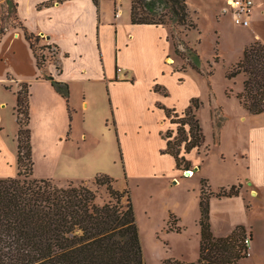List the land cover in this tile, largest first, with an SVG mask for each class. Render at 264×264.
Here are the masks:
<instances>
[{"label": "crops", "instance_id": "0c3cea01", "mask_svg": "<svg viewBox=\"0 0 264 264\" xmlns=\"http://www.w3.org/2000/svg\"><path fill=\"white\" fill-rule=\"evenodd\" d=\"M5 1L0 0V16ZM13 1L17 20L39 34L41 41L55 46L57 52L54 61L47 60L43 67H39L37 53L26 38L24 29L12 23L5 25V33L0 41V178L17 176L19 173V123L15 107L22 83H30L33 175L51 178L59 181V184L69 181L93 182L97 175L107 172L104 164H100L104 162L102 153L90 143L87 133L88 130L97 131L96 125L110 127L109 130H115L118 137L123 133L127 109L149 110L155 107L161 109L166 118L159 104L183 111L193 97H199L182 92L188 87L184 76L194 68L188 66L183 70L178 69L179 59L183 58L175 51L171 38L173 28L169 25L133 23L132 0ZM51 1L54 2L49 3ZM226 1L213 2L218 3L221 12ZM255 3L251 24L244 28L242 52L256 40L264 43V0H255ZM225 21L226 18L223 19ZM1 24L2 19L0 27ZM179 27L183 28L179 32L191 46L201 43L198 38L192 41L190 32L193 29ZM48 75L68 83L69 104L51 80L47 79ZM157 84L161 90L155 89ZM172 89L180 90L184 97L170 102ZM82 122L85 130L80 132ZM162 131L160 134L164 145L158 155L152 160L146 159L144 155L140 158L139 165L142 168L137 173H141V176L174 172L175 169L167 165L168 160H173L176 168L180 169L173 155L162 152L167 143ZM126 135L123 133V137ZM248 148L241 155L248 169L246 176L238 183L221 186L229 188L242 183L240 194L223 197L213 195L210 201L211 224L216 236H227L238 226H244L246 234L252 237L250 254L241 259V264H249L248 259L256 254L258 245L254 225L240 221L228 227L226 223L217 222L213 204L216 199L252 202L257 197L264 203V127L251 131ZM122 152L126 158L123 149ZM157 157L159 159L155 162ZM127 170L132 174L128 163ZM180 170L184 174V170ZM174 179L178 178L174 176ZM165 210L162 233L169 238L184 232L186 224L180 214L185 213L180 211L179 214L175 203L166 204ZM194 213L191 220L193 228L185 235L193 239L195 249L196 245L201 249V210ZM171 217L175 219L173 227L168 223ZM182 257L184 259L186 255ZM196 257L188 260H195Z\"/></svg>", "mask_w": 264, "mask_h": 264}, {"label": "trees", "instance_id": "16d2710c", "mask_svg": "<svg viewBox=\"0 0 264 264\" xmlns=\"http://www.w3.org/2000/svg\"><path fill=\"white\" fill-rule=\"evenodd\" d=\"M5 3L14 5L13 0H6ZM132 22L171 26L175 51L188 61L187 65L178 69L191 66L207 77L213 73L212 64L209 65L211 70L206 72L200 53L183 37H178L175 30L177 26H184L186 30L199 28L191 14L188 0H132ZM18 25L24 29L26 38L35 49L39 67H43L48 59L39 53V46L41 49L45 47L40 45L42 37L20 21ZM4 33L5 26L2 25L0 41ZM180 45H185L189 53L182 51ZM238 75L244 76L243 90L237 94L243 108L252 114L263 113V42L256 40L247 45L242 58L227 72L229 78ZM47 79L51 80L69 104L68 83L56 80L52 75H48ZM155 89L162 88L157 84ZM164 92L167 94L165 88ZM17 94L15 110L19 123V173L17 176L0 178V264H146L141 231L129 188H117L113 177L106 173L99 174L95 181L105 185L108 193L107 198H102L98 191L84 182L59 184L51 178L33 175L30 83H22ZM201 104L198 97H193L182 113L175 107L159 104L165 111L166 119L177 125L176 128L162 131L167 141L162 152L173 155L177 166L183 170L192 166L187 155L194 149H200L206 141L197 114ZM222 126V123H215L217 141ZM242 187L243 184L239 183L215 192L208 179L203 177L199 220L200 257L192 262L166 258L164 264H241V259L249 256L244 242L247 236L244 226H238L227 236H216L211 224L210 201L213 195H239Z\"/></svg>", "mask_w": 264, "mask_h": 264}, {"label": "rangeland", "instance_id": "374dc122", "mask_svg": "<svg viewBox=\"0 0 264 264\" xmlns=\"http://www.w3.org/2000/svg\"><path fill=\"white\" fill-rule=\"evenodd\" d=\"M213 1L188 0L191 14L199 25L198 30L189 31L190 37L192 41L198 38L201 42L199 45L192 46L201 54L205 71L211 70L210 64L214 69L209 77L194 69H190L189 74L184 76L188 87L182 92L185 95L195 94L202 102L197 114L206 136L204 145L187 155L188 159H192L191 168L185 169L183 174L180 169L176 168L173 160H168L167 165L172 166V169H175L174 172L144 176L137 173L142 168L139 165L141 156L144 155L146 159L152 160L164 145L160 131L177 127L169 119L164 118L161 109L155 107L149 110L147 108L127 109L122 126L123 133H127L124 137L120 132L117 137L115 130L110 131V127L106 128V126L101 128L96 125L97 131H87L90 143L96 145L98 152L102 153L104 162L100 164H104L106 173L115 179L114 186L131 190L146 264H164L166 258L187 262L199 259V245H196L195 249L193 239L187 238L185 233L193 228L191 220L194 218V212L201 210V179L207 177L212 189L217 192L221 186L228 187L229 184L240 182L248 172L246 162L241 157L242 151L250 147L251 131L264 127V112L249 113L237 98V94L243 90L244 76L238 75L236 78L227 76L230 68L243 56L241 44L244 39V28L247 26L235 22L230 14L219 12L218 3ZM224 18H226L225 22H223ZM0 19H2L1 26L10 23L18 25L14 5L4 3ZM180 29L183 28L179 26L175 28L178 37H183V34L179 32ZM40 45L45 47L41 49L39 46V53L46 55L48 60L54 61L57 48L43 40ZM180 47L182 51L189 53L185 45H180ZM187 63V60L179 59L178 67L187 65ZM170 92L172 93L170 102H176L184 97L180 90L172 89ZM178 111L182 113V110ZM216 122L223 125L219 141L215 137ZM83 130L85 128L82 122L80 132ZM120 148L123 149L124 155L127 154L126 158L120 152ZM158 159L159 157L155 159V162ZM127 163L132 174L127 170ZM197 166L201 168H196ZM186 170H193L194 174H187ZM174 176L179 180L174 179ZM56 182L59 183V181ZM61 182L64 183V181ZM84 183L98 191L102 198L108 197L105 185H100L95 180ZM174 203L179 214L180 211L185 213L180 216L186 225L184 232L168 238L162 233L161 228L166 219V204L173 205ZM213 208L216 221L226 223L228 227L240 221L250 226L254 225L258 248L256 254L250 257L248 262L249 264L254 262L264 264V203L260 197L252 202L238 199H227L226 201L216 199ZM168 223L170 227H173L175 219L170 218ZM182 253L186 255L184 259L182 256L185 255ZM195 256H197L195 260H188Z\"/></svg>", "mask_w": 264, "mask_h": 264}, {"label": "built area", "instance_id": "2783aa9c", "mask_svg": "<svg viewBox=\"0 0 264 264\" xmlns=\"http://www.w3.org/2000/svg\"><path fill=\"white\" fill-rule=\"evenodd\" d=\"M255 4V0H227L226 4L222 7L221 12L223 14H230L235 22L248 26L252 21ZM118 14L119 11H117V15ZM244 242L248 247V254H250L249 248L252 242L251 237L247 235Z\"/></svg>", "mask_w": 264, "mask_h": 264}, {"label": "water", "instance_id": "95a60500", "mask_svg": "<svg viewBox=\"0 0 264 264\" xmlns=\"http://www.w3.org/2000/svg\"><path fill=\"white\" fill-rule=\"evenodd\" d=\"M196 168H198V166H197ZM191 171H192V170H186V173H187V174H190Z\"/></svg>", "mask_w": 264, "mask_h": 264}, {"label": "bare ground", "instance_id": "6f19581e", "mask_svg": "<svg viewBox=\"0 0 264 264\" xmlns=\"http://www.w3.org/2000/svg\"><path fill=\"white\" fill-rule=\"evenodd\" d=\"M193 174H194V172H193V171H191L190 175H193Z\"/></svg>", "mask_w": 264, "mask_h": 264}]
</instances>
